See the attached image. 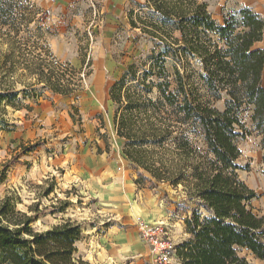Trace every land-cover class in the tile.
Here are the masks:
<instances>
[{
    "label": "rangeland",
    "instance_id": "rangeland-1",
    "mask_svg": "<svg viewBox=\"0 0 264 264\" xmlns=\"http://www.w3.org/2000/svg\"><path fill=\"white\" fill-rule=\"evenodd\" d=\"M197 1L206 3L219 22L242 6L264 17V0ZM4 2L0 61L8 55L15 64L0 65V95H10L0 100V172L6 174L0 183V199L9 195L16 210L34 217L31 226L35 231H46L66 220L80 223L83 241L76 243L75 258L91 264L104 263L102 256L96 260L93 252L86 251L83 230L91 236L110 226L111 233H132L146 250L143 254L131 251L122 262L111 257L107 264H176L175 247L188 237L185 219L195 204L184 185L157 179L142 163L166 174V168L178 167L182 128L195 147L206 152L207 146L200 132L179 121L175 106L163 97L158 84L169 80L168 92H176L173 65L178 64L197 99L223 110L226 93L217 99L206 87L199 59L188 57L178 63L168 57L165 71H159L158 39L130 24V9L144 14L147 9L140 10L137 3L145 0H0V5ZM256 47L264 49V36ZM46 49L59 68L65 70L69 63L77 69L81 90L75 95L53 94L44 84L33 86L37 95L31 92L28 84L36 82V76L27 63L36 61ZM83 58L91 60V66ZM133 63L138 79L128 76L120 102H115L111 87ZM11 88L14 92L7 91ZM247 114L243 112L244 121L250 127ZM238 145L242 151L237 160L242 167L239 175L258 194L250 206L264 216L261 136L256 132L241 136ZM109 150L128 160L141 189L124 216L115 210L111 215L103 212L79 180L87 156ZM240 254L252 264H264L247 249Z\"/></svg>",
    "mask_w": 264,
    "mask_h": 264
},
{
    "label": "trees",
    "instance_id": "trees-1",
    "mask_svg": "<svg viewBox=\"0 0 264 264\" xmlns=\"http://www.w3.org/2000/svg\"><path fill=\"white\" fill-rule=\"evenodd\" d=\"M137 4L147 11L143 14L130 9V24L158 39L159 71H165L168 57L178 63L188 57L199 59L206 87L217 99L223 92L227 95L223 110L197 99L178 64L173 65L176 92H168L169 80L158 84L163 97L175 106L179 121L200 132L207 146L206 152L195 147L187 129L182 128L177 143L178 167L166 168V174L142 163L157 179L184 185L195 204L185 219L188 237L175 247L176 264H252L240 254L242 249L264 259V216L250 206L258 194L240 177L242 167L237 162L242 153L238 145L241 136L256 132L264 151V49L255 45L264 36V17L250 6H242L219 22L207 4L197 0H145ZM5 6V2L0 5L1 14ZM0 62L3 68L10 62L15 64L8 55ZM82 62L91 66V60L83 58ZM57 64L48 49L27 63L29 72L36 76V82L28 84L31 92L36 94V84L62 96L81 90L77 69L67 63L63 70ZM136 69L134 63L129 65L111 87L113 101L120 102L128 76L138 79ZM7 91L14 92V88ZM9 96L0 95V100ZM245 111L250 127L244 121ZM5 177V171L0 172V183ZM33 219L16 210L9 195L0 199V264H91L75 258L76 243L82 239L80 223L66 220L40 232L32 228Z\"/></svg>",
    "mask_w": 264,
    "mask_h": 264
},
{
    "label": "crops",
    "instance_id": "crops-1",
    "mask_svg": "<svg viewBox=\"0 0 264 264\" xmlns=\"http://www.w3.org/2000/svg\"><path fill=\"white\" fill-rule=\"evenodd\" d=\"M128 164V160L116 154L114 150L91 153L87 156L82 177H79L97 200L100 209L109 215L111 210L117 211L122 216L130 212L133 201H136L135 197L141 193ZM83 232L85 237L83 244L86 251L93 252L99 259L102 256L100 260L104 264L111 261V257L122 262L124 255L131 251L143 254L146 250V245L140 240L137 241L132 233H111V226L95 235L91 233V236L88 231L83 230ZM82 239L80 241H83ZM85 254L83 253L84 258H88Z\"/></svg>",
    "mask_w": 264,
    "mask_h": 264
}]
</instances>
